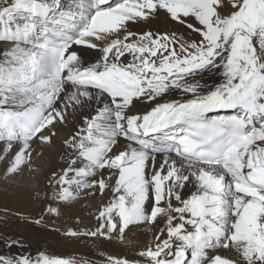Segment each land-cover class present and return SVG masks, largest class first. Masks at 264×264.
Listing matches in <instances>:
<instances>
[{
    "label": "snow or ice",
    "instance_id": "1",
    "mask_svg": "<svg viewBox=\"0 0 264 264\" xmlns=\"http://www.w3.org/2000/svg\"><path fill=\"white\" fill-rule=\"evenodd\" d=\"M57 141L45 213L101 198L65 238L153 229L103 264H264V0H0V167L37 173ZM0 264L94 261L0 235Z\"/></svg>",
    "mask_w": 264,
    "mask_h": 264
},
{
    "label": "bare ground",
    "instance_id": "2",
    "mask_svg": "<svg viewBox=\"0 0 264 264\" xmlns=\"http://www.w3.org/2000/svg\"><path fill=\"white\" fill-rule=\"evenodd\" d=\"M172 28L173 25L161 20L155 22L151 30ZM176 31L179 34L185 30L176 28ZM87 55L90 60L94 59L92 50ZM171 98L182 97L175 95ZM72 131L71 124L64 127L60 139ZM60 152L61 145L57 141L51 148H46L44 157L37 161L40 170L37 173H26L23 177H10L5 174L3 167H0V235L23 240L25 247L33 254L39 249L61 258L92 260L94 264H103L104 256L101 253L140 259L137 249L151 242L153 235L151 227L135 228L128 235L130 243L125 244L116 241L94 244L91 238L64 237L63 232L68 227L85 230L96 226L95 216L101 200L99 196L79 199L65 209L64 215L59 218L50 217L45 213L46 201L43 194L48 190L46 186L48 174L53 170H59L62 165ZM19 217H27L30 222H23ZM37 219H41L40 224L35 223Z\"/></svg>",
    "mask_w": 264,
    "mask_h": 264
}]
</instances>
